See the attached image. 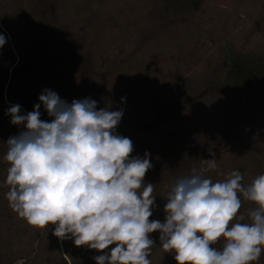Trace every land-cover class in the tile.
I'll list each match as a JSON object with an SVG mask.
<instances>
[{"label": "trees", "instance_id": "trees-1", "mask_svg": "<svg viewBox=\"0 0 264 264\" xmlns=\"http://www.w3.org/2000/svg\"><path fill=\"white\" fill-rule=\"evenodd\" d=\"M0 34V264H96L104 254L60 241L54 225H30L6 198L5 142L24 130L7 109L31 112L45 89L123 110L116 133L153 165L150 220L164 222L168 186L206 167L209 151L217 167L204 175L213 182L231 171L244 184L264 174V0H0ZM201 64L211 75L195 89ZM40 113L51 121L43 105ZM255 207L244 200L239 213ZM159 235L151 264H177ZM252 264H264V252Z\"/></svg>", "mask_w": 264, "mask_h": 264}, {"label": "clouds", "instance_id": "clouds-1", "mask_svg": "<svg viewBox=\"0 0 264 264\" xmlns=\"http://www.w3.org/2000/svg\"><path fill=\"white\" fill-rule=\"evenodd\" d=\"M6 42L0 34V49ZM39 101L27 114L19 104L7 109L10 122L24 130L5 142L6 198L30 225H54L52 234L60 241L72 239L77 247L104 253L94 257L96 264H151L153 232L177 264L259 260L264 174L244 184L243 175L231 171L213 182L204 175L217 167L209 151L212 158L202 159L206 167H193L168 186L164 222L150 220L156 196L145 176L153 165L148 153L133 157L131 139L116 133L123 110L97 109L90 98L68 103L49 89ZM41 105L50 122L41 120ZM244 200L256 205L247 217L239 213ZM221 239L223 247H214Z\"/></svg>", "mask_w": 264, "mask_h": 264}, {"label": "rangeland", "instance_id": "rangeland-1", "mask_svg": "<svg viewBox=\"0 0 264 264\" xmlns=\"http://www.w3.org/2000/svg\"><path fill=\"white\" fill-rule=\"evenodd\" d=\"M223 49H224V55L227 59L228 64L232 63L233 52H232L231 46L229 44H225L223 46ZM214 56H215V53H214ZM207 58L208 57H206V59ZM212 58H213V56H212ZM204 61H205V59H204ZM213 73H214V71H212V74ZM210 75H211V72L205 70V64H201L200 67L198 68V70L196 71V73L191 76L190 84L193 86V88L197 89L201 85H203L202 83ZM17 264H20V263H17Z\"/></svg>", "mask_w": 264, "mask_h": 264}]
</instances>
